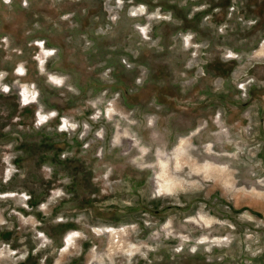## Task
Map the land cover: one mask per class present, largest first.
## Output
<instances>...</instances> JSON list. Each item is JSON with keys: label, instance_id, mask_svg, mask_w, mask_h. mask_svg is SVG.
<instances>
[{"label": "rangeland", "instance_id": "obj_1", "mask_svg": "<svg viewBox=\"0 0 264 264\" xmlns=\"http://www.w3.org/2000/svg\"><path fill=\"white\" fill-rule=\"evenodd\" d=\"M0 264H264V0H0Z\"/></svg>", "mask_w": 264, "mask_h": 264}, {"label": "bare ground", "instance_id": "obj_2", "mask_svg": "<svg viewBox=\"0 0 264 264\" xmlns=\"http://www.w3.org/2000/svg\"><path fill=\"white\" fill-rule=\"evenodd\" d=\"M55 76H56V75H55ZM51 77H52V76H51ZM53 79H54V78H53ZM5 86H6V85H5ZM24 95H25V92H24ZM24 95H23V97H24ZM25 100H26V99H25ZM23 101H24V100H23ZM38 115H39V113H38ZM163 164H164V163H162V168L165 166V165H163ZM210 165H211V164H210ZM213 166H214V165H212V167H213ZM209 167H210V168H209ZM209 167H208V168L211 169V166H209ZM166 168H167V166H166ZM214 168H216V166H215ZM206 169H207V168H206ZM162 170H165V168H163ZM207 170H208V169H207ZM166 171H167V170H166ZM216 171H217V170H216ZM164 172H165V171H164ZM208 172H209V171H208ZM211 172H212V171H210V173H211ZM214 172H215V170L213 169V173H214ZM219 172H220V171H219ZM219 172H218V173H219ZM210 173H209V174H210ZM221 173H222V171L220 172V174H221ZM223 173H224V172H223ZM163 174H164V173L162 172V173H161V178H162L163 181H164V180H165L164 177H165L166 175H163ZM166 174H167V173H166ZM214 174H215V173H214ZM211 175H213V174H211ZM223 175H224V174H223ZM163 176H164V177H163ZM166 178H167V177H166ZM169 178H170V177H169ZM224 178H225V177H224ZM166 180H167V179H166ZM166 180H165V181H166ZM169 180H170V179H169ZM165 181H164V186H166V187H167V186H170L168 183H165ZM166 182H169V181H166ZM170 182H171V180H170ZM171 183H172V182H171ZM171 186H172V185H171ZM170 188H171V187H170ZM172 189H173V187H172Z\"/></svg>", "mask_w": 264, "mask_h": 264}]
</instances>
